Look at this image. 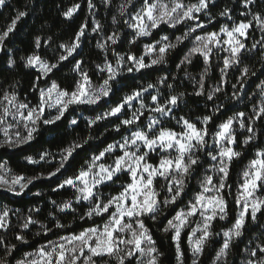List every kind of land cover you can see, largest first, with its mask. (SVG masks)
Wrapping results in <instances>:
<instances>
[{
    "label": "snow or ice",
    "instance_id": "snow-or-ice-1",
    "mask_svg": "<svg viewBox=\"0 0 264 264\" xmlns=\"http://www.w3.org/2000/svg\"><path fill=\"white\" fill-rule=\"evenodd\" d=\"M135 2L122 0L117 7L123 24L133 33L130 44L152 36L162 25L169 28L187 25L186 29L175 36V42L168 35H162L158 40L145 44L141 55L131 51L121 54L116 46L121 42L122 33L119 30L105 33L104 26L95 19L96 3L87 0L88 15L92 17L91 32L98 37L96 47L103 53L102 63L95 65L102 75V82L95 84L83 60L75 59L81 54L83 38L88 35L89 22L85 19L71 41L58 46L60 52L55 56V62L40 52L42 47H50L51 37L43 40L37 36L34 50L20 58L24 68L36 72L31 86L36 96L35 104L27 97L21 100L15 85L0 92V132L3 134L0 147H19L30 143L39 134L41 125H56L70 109L77 106L107 103V108L100 114L85 118L87 127L91 129L99 122L109 120L112 126L111 129L106 128V132L122 133L123 130L119 140L95 150L90 142L101 139L103 134L77 137L56 154L45 151L39 154L38 159L25 157L29 164L36 165L51 163L58 156L56 166L46 175L39 173L26 177L14 174L0 164V190L20 196L35 181L62 174L81 152H91L72 175L58 180L52 189L55 192L71 188L75 193L74 199L59 204L51 200L50 203L57 212L65 214H75L76 205L86 206L79 219L90 220L92 224L78 232L69 231L60 235L57 240L49 239L34 251L25 253L16 264H98L97 258L99 264H160L163 253L146 220L157 222L161 216L166 219L162 231L171 233L177 264H184L182 234L187 236L193 256L192 264H198V258L215 237L221 238V244L213 264H229L228 257L236 242L244 238L248 221L255 224L259 219L258 214L264 215V195L258 194L264 191V148H257L254 158L242 173V182L234 197L238 209L234 221L230 227L214 231V222L229 219L228 196L231 195L232 186L227 181L230 167L233 159L243 155L242 151L236 150V146L246 147L258 139L259 130L255 124L257 120H264V80L257 85L260 101L253 104L251 114L237 111L221 121L211 132V143L209 125L214 117L224 111L225 105L214 103L209 114L198 116L195 121L183 115L176 116L175 111L187 94L175 92V83H169L168 75L160 76L155 83L137 85L115 102L111 101V97L127 86L121 84L119 77L128 74L135 78L136 73L142 74L155 66L166 65L168 54L185 41L191 47L176 68L184 71V78L192 83L191 95L214 101L217 94L224 92L223 86L228 83L230 70H238L240 75L236 83L231 84L232 100L242 101L248 79L256 76L257 71L264 74V62L255 71L248 66L241 67L245 55L256 51L264 61V11H253L258 0H240L243 11L239 15L243 18L239 20L234 19V8L229 6L213 16L211 8L216 6L217 0H142L139 9L130 11ZM259 2L264 4V0ZM6 3L7 0H0V8L5 7ZM101 3L108 9L113 5V0H101ZM81 7V3H73L62 15L71 20ZM27 14L26 11H17L11 22L0 30V52H9V68L15 67L17 61L10 55L11 50L6 49V42L14 34L18 22ZM217 17L225 20V23L220 24L218 30L206 31ZM112 23H119L117 16H113ZM254 29L259 30L260 38L249 47L247 41ZM109 55L112 59H109ZM197 56L202 58L205 65L198 79L188 71ZM214 56L222 61V66L217 65L220 79L209 88L206 78L212 69ZM70 59L75 61L72 71L78 77L71 89L62 87L56 80L48 82L55 71ZM177 78L171 77L173 81ZM42 81L45 82L43 87L40 86ZM165 88L169 90L167 95L162 91ZM50 110H54V113ZM172 120L176 127L167 126L166 122ZM69 123L71 126L79 124L76 118ZM237 127L247 133L243 140H238ZM154 155L157 157L156 163L152 162ZM109 159L111 163H108ZM206 162L208 166L204 168ZM200 168H204L202 176L197 172ZM121 176H126L127 180L119 182ZM193 179L197 180L198 190L184 207L175 210L170 219L167 218L165 209L183 199ZM158 181L163 182L159 187ZM114 185L118 186L115 194L105 195L102 189ZM39 212L40 208L33 207L28 209L27 215H17L21 209L0 207V233L12 229L14 216L20 229L15 239L23 244L28 243L24 233L35 225L40 227L36 236H47L56 229H71V224L62 223L51 212L52 226L41 223L33 215ZM96 218L101 222L97 223ZM0 248L4 252L0 264H11L8 257L17 250V245L9 244L6 236L0 235ZM241 255L243 259L240 264H264V230L247 241ZM105 257L108 259L105 260Z\"/></svg>",
    "mask_w": 264,
    "mask_h": 264
},
{
    "label": "trees",
    "instance_id": "trees-1",
    "mask_svg": "<svg viewBox=\"0 0 264 264\" xmlns=\"http://www.w3.org/2000/svg\"><path fill=\"white\" fill-rule=\"evenodd\" d=\"M81 3V10L71 19H65L62 12L71 6L73 3ZM97 5L95 19L98 20L103 26L105 33H110L114 30H119L121 35V42L116 46V49L121 54L126 52H134L136 55H141L144 52V45L147 43H152L158 40L162 35H168L173 42H175V36L181 35L186 29L187 25H178L176 28H169L167 25H162L160 29L155 30L153 35L150 37H144L137 40L135 44H130L129 41L133 38V33L131 30L123 24V19L117 14V7L122 2V0H113V5L111 8L106 9L101 0H94ZM187 2V0H186ZM142 0H136L135 6L130 9V11H135L139 9ZM225 6L234 8V19H242L239 15L243 11L240 0H217L216 6L211 8V14L216 16L217 13L222 10ZM17 11H26L28 14L22 18L16 27L14 34H12L9 40L6 42V49H10V55L17 61V64L13 68L8 67L9 52H0V92L9 89L11 86L15 85L16 90L19 93L20 99L24 100L27 97L32 104L36 103V96L31 90L33 80L36 76L35 70L26 69L23 67V62L21 61L22 56L30 54L34 50V41L37 36H40L43 40H47L51 37L49 41L50 47H42L40 49L41 54L52 62H55V56L59 55L58 46L61 43L70 42L75 32L78 30L81 23L85 19L89 22L88 35L82 40L81 54L75 59H81L84 62V67L89 71L92 80L95 84L102 82V75L97 72L95 65L102 63L103 53L100 49L96 47L98 37L96 34L91 32V21L92 17L88 15L87 10V0H7L6 6L0 8V30L6 27L7 24L11 22V19L15 17ZM253 11H264V4H261L258 0L257 6ZM117 16L119 23L114 25L112 23L113 16ZM204 19V17H202ZM225 23V20L217 17V20L208 25L206 31L218 30L220 24ZM260 38V32L258 29L252 30V35L248 38L249 47L251 44ZM191 44L185 41L184 44L180 45L176 50L171 51L168 54L166 65H158L151 69L145 70L142 74L136 73L135 78L133 76L125 74L118 79L121 80V84H126L117 95L111 97V101L115 102L125 93L131 91L133 87L137 85L146 84L148 82L155 83L160 76L168 75L169 83H175V92H185L187 95L184 100L181 101L179 107L176 109V116H186L193 121L196 117L209 114L213 104H224L225 109L218 116L214 117L213 123L209 125L210 137L209 143H211V132L216 128V125L221 121L225 120L228 116L233 115L237 111H244L246 114H251L253 104H258L260 101L259 88L257 85L260 84L261 80H264V74L257 71L256 76H251L245 85V94L242 101L232 100V83H236L237 77L240 75L238 70H230L227 77L228 83L225 84L224 92L217 94V98L214 101H207L204 96H194L191 95L193 92V86L190 80L184 78V71L177 70L176 65L180 62L183 56L187 53ZM220 55H224L220 53ZM109 59H112L109 55ZM148 58L146 57V60ZM74 60H69L61 65L60 69L55 71V73L50 77L51 80H56L62 87L71 89L74 81L78 78L76 73L72 71ZM261 60L259 51L255 53L246 54L243 60V66H248L250 70L255 71L261 68ZM222 66V61L219 57L214 56L212 60V69L206 78V86L211 87L219 82L220 72L217 65ZM205 67L202 58L197 56L193 60V64L188 67V71L199 78V73ZM250 75V74H249ZM172 76H177V80L173 81ZM41 87L45 86V82H41ZM163 94L167 95L169 90L162 89ZM248 97H252L251 100ZM107 103H102L98 106H77L75 109H70L68 113L65 114V118L58 122L56 125L45 126L41 125L39 134L36 138L28 144L20 145L19 147H0V164H4L7 168L11 169L14 174H22L26 177L35 176L39 173H44L45 175L52 171L56 166L57 160H53L51 163L41 162L40 164H29L25 157L33 156L38 159L41 152H51L56 154L59 150L65 147L70 141L77 139V137H87L89 134L93 136H101V139L91 141L93 150L97 147L102 148L106 143H111L113 140H119L121 134L114 131H105V129H111L112 121L105 120L99 122L97 125L93 126L91 129L87 127V121L85 118H93L100 114L107 108ZM72 118H76L79 122L78 126H71L69 121ZM167 126L176 127L175 121H167ZM255 128L258 129V139L248 146L237 145L236 150L242 151L243 155L239 158L233 159L230 167L228 184L231 187V195L228 196L229 203V219L227 221H216L214 222V231H220L221 228H227L231 226V223L235 219L237 212V207L234 203V197L236 195L238 185L242 182V173L247 168L251 159L254 158L257 148H264V120H257ZM238 140H243L244 136L247 135L246 132L240 130L237 127ZM91 155V152L85 150L80 153L73 162V164L63 171L62 174H58L52 179H42L35 181L33 185L25 191L24 194L16 196L6 192H0V207L7 206L11 209H21V213L17 215H27L28 209L33 207L40 208L39 213H33L35 218L41 223L52 226V218L49 213H54L59 217L62 223L71 224V229H56L53 233H49L47 236L40 235L36 236L35 233L40 231L39 225L32 226L30 230H27L24 234L28 243L23 244L15 239V234L20 231L17 226L18 221L14 216L12 217L13 227L7 233H0V235H5L7 242L9 244H16L17 250L8 259L11 264H16L17 260L24 257L27 252L34 251L38 246L47 243L49 239L57 240L60 235H65L69 231H80L83 227H88L92 224L90 220H80L79 216L84 213L86 206L76 205L77 211L75 214L69 213H59L56 208L50 203L51 200L61 203L67 200L74 199V190L71 188L61 189L59 191H52L56 186L58 180H62L65 176L72 175ZM152 162H157V157L154 155L152 157ZM111 163V159L108 160ZM208 166L207 162L204 168ZM204 168L197 170L200 176L203 175ZM126 176H121L119 182L126 181ZM118 182V183H119ZM162 181L157 182V187ZM105 195L118 190V186L114 185L112 187H105L102 189ZM198 190L197 180L193 179L189 184L186 195L180 200L177 205L171 206L165 209L167 213V218H171L175 214V210L184 207L189 199ZM41 193L37 196L35 193ZM259 195H264V191L260 192ZM257 223L253 224L251 220L248 221L247 231L244 238L241 241L236 242L235 247L232 249L230 256L228 257L229 264H240L241 250L247 241L253 236L259 234L264 230V215H259ZM96 222L100 223V219L96 218ZM148 226L152 229L154 239L157 241V246L163 255L160 257V264H177L175 248L171 241V233H164L162 231L163 226L166 224V219L161 216L157 222L151 220H146ZM187 231V230H186ZM221 244V238L215 237L205 247L204 253L198 258V264H213ZM181 246L184 251V264H192V253L189 250L187 244L186 234H182ZM4 256L3 249L0 248V257ZM105 260L108 258L105 257ZM99 264V258H97Z\"/></svg>",
    "mask_w": 264,
    "mask_h": 264
},
{
    "label": "rangeland",
    "instance_id": "rangeland-1",
    "mask_svg": "<svg viewBox=\"0 0 264 264\" xmlns=\"http://www.w3.org/2000/svg\"><path fill=\"white\" fill-rule=\"evenodd\" d=\"M50 111H52L53 113H54V110H50ZM3 140V134H2V132H0V141H2ZM0 192H6V191H4V190H0ZM6 193H9V192H6ZM10 194H12V193H10ZM259 194V193H258ZM14 195V194H13ZM194 226V225H193Z\"/></svg>",
    "mask_w": 264,
    "mask_h": 264
}]
</instances>
